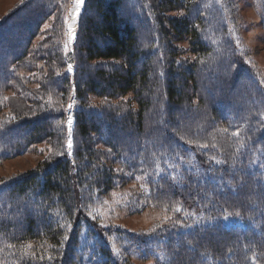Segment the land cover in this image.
<instances>
[{"label":"trees","instance_id":"16d2710c","mask_svg":"<svg viewBox=\"0 0 264 264\" xmlns=\"http://www.w3.org/2000/svg\"><path fill=\"white\" fill-rule=\"evenodd\" d=\"M131 1L134 4L127 6L129 0H87L94 12L82 15L73 51L63 55L56 47L40 50L29 61L32 40L51 14L52 0H28L0 20V95L20 68L39 58L47 68L37 82L47 91L69 94L75 87L82 103L91 96L106 99L99 115L80 107L76 131L83 137L76 158L66 154L48 167L0 185V264H74L78 236L67 239L62 230L83 200L80 190L96 196L114 189L122 176L114 169L117 164L148 177L150 200L178 210L172 224L130 234L131 245L148 255L165 253L164 264H264L260 75L235 52L230 19L202 17V1L185 19L166 16L184 0ZM156 9L163 12L161 19L155 17ZM180 43H189L196 58L180 60ZM70 64L75 79L67 71L58 72ZM206 87L219 92L216 98ZM60 109L49 107L16 123L23 126L19 138H60L61 130L54 124L66 116ZM224 126L226 133L240 131L233 134L234 145L228 136L222 143L230 152L217 142L216 133ZM8 132L9 128L0 129V160L13 153L10 143L14 150L21 145ZM200 204L207 208L197 212ZM222 210L242 217L246 227H223L216 220ZM200 213L211 216L213 224L185 229L189 219L184 217ZM38 236L52 246L50 258L27 248ZM104 245L101 264H114L112 245Z\"/></svg>","mask_w":264,"mask_h":264},{"label":"rangeland","instance_id":"374dc122","mask_svg":"<svg viewBox=\"0 0 264 264\" xmlns=\"http://www.w3.org/2000/svg\"><path fill=\"white\" fill-rule=\"evenodd\" d=\"M27 1L0 0V20L19 10ZM156 1L151 0L152 4ZM201 1L203 3L202 17L216 15L219 19H230L234 31L235 52L244 64L254 72H258L264 85V0H184L181 7L172 12L168 11L166 16L188 18L191 9ZM51 4L53 5L51 14L41 23L39 32L32 40L28 61L32 60L35 57L34 53L40 50H51L56 47L63 55L73 51L71 33H79L82 15L94 12L87 4V0H52ZM132 4L134 3L129 0L127 6ZM155 13L157 19L163 16V12L160 13L159 9H156ZM138 17L140 18V15ZM28 21L33 22L34 20L29 17ZM133 23L136 25L134 21ZM215 29L219 30L216 26ZM179 47L183 49V53L178 56L180 60H187L188 56L191 59L196 58L190 53L189 43H180ZM38 59L20 68L17 80L14 79L0 95V129L8 130L9 128L8 133L12 135L14 141L21 143L18 150H14V143H10L13 153L6 155L4 160H0V185L27 173H33L32 171L38 170L41 166L48 167L66 154L70 158H76L77 148L82 143L83 137L78 136V131H76L80 107L84 106L91 109L94 115H99L101 114L99 110L104 100L106 101V99L100 100L91 96L88 102L82 103L83 99L75 87L71 88L69 94L54 90L47 91L37 82L41 80L43 70L47 68L45 60ZM228 68V66L225 67L226 70ZM66 71L71 73L72 78L75 79L73 64H70L69 68L58 69L61 74ZM205 89L212 98H216V93L219 94V92L208 91L207 87ZM121 99L125 100V97ZM198 101L196 99V102ZM49 107L65 110L66 116L54 123L61 130L60 138L57 134H53L39 142L21 140L23 138H19V134L24 133L22 132L23 126L16 123L34 118ZM223 109L236 115L228 106H223ZM69 118L72 119L71 124L68 122ZM227 131V126H224L222 130L218 129L216 137L220 139V142L217 141L220 147L230 152V148L224 147L222 143L227 140L228 136L230 146L234 145V135H239L240 131L226 133ZM150 132L147 129L146 133ZM69 140H71V147H69ZM208 143L210 144V141ZM100 160L103 163L106 161L105 159ZM123 168L122 164L114 166V169L121 172L122 176L118 178L116 186L109 193L102 195L97 192L96 196H88L84 194L86 191L80 190L83 200L79 201L80 206L74 219L62 230V235L67 239L73 234L78 236L76 248L78 255H76L74 264H101L100 251L106 242L112 245L110 250L115 260L114 264H164L167 258L165 253L146 254L137 245H131L130 234L139 236L158 231L161 227L172 224V220L176 219L173 216L178 210L174 208L175 206L159 205L150 200L147 197L150 192L147 188L148 177L136 172H128ZM200 207L197 212L204 211L207 204H200ZM184 218L189 219L188 227L185 229L213 224V218L203 213L187 215ZM216 220L225 228L246 227V221L242 217L230 214L226 210L218 212ZM45 238L38 236L35 241L27 243V248L32 254L38 249L49 255L48 258L51 257L52 246L44 242Z\"/></svg>","mask_w":264,"mask_h":264},{"label":"water","instance_id":"95a60500","mask_svg":"<svg viewBox=\"0 0 264 264\" xmlns=\"http://www.w3.org/2000/svg\"><path fill=\"white\" fill-rule=\"evenodd\" d=\"M71 39H72L73 44H75L78 39V33L77 32L71 33Z\"/></svg>","mask_w":264,"mask_h":264},{"label":"snow or ice","instance_id":"6c2138e0","mask_svg":"<svg viewBox=\"0 0 264 264\" xmlns=\"http://www.w3.org/2000/svg\"><path fill=\"white\" fill-rule=\"evenodd\" d=\"M69 124H71L72 123V119L71 118H69ZM69 147H71V140H69Z\"/></svg>","mask_w":264,"mask_h":264},{"label":"bare ground","instance_id":"6f19581e","mask_svg":"<svg viewBox=\"0 0 264 264\" xmlns=\"http://www.w3.org/2000/svg\"><path fill=\"white\" fill-rule=\"evenodd\" d=\"M77 23H78V20H77Z\"/></svg>","mask_w":264,"mask_h":264}]
</instances>
